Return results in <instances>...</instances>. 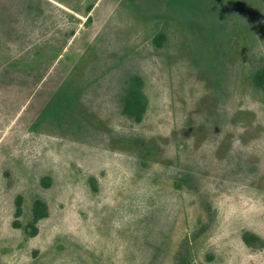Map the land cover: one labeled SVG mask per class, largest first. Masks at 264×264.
I'll return each instance as SVG.
<instances>
[{
	"label": "rangeland",
	"instance_id": "rangeland-1",
	"mask_svg": "<svg viewBox=\"0 0 264 264\" xmlns=\"http://www.w3.org/2000/svg\"><path fill=\"white\" fill-rule=\"evenodd\" d=\"M262 69L264 0H0V264H264Z\"/></svg>",
	"mask_w": 264,
	"mask_h": 264
},
{
	"label": "trees",
	"instance_id": "trees-1",
	"mask_svg": "<svg viewBox=\"0 0 264 264\" xmlns=\"http://www.w3.org/2000/svg\"><path fill=\"white\" fill-rule=\"evenodd\" d=\"M253 80L258 87L264 89V69L257 72L253 76ZM145 101V97L138 87L137 89H132L126 99L124 113L137 122L141 121L145 112ZM46 213L45 205L42 202L35 204L33 209V219L24 227L27 236L31 237L37 233L36 224L42 217L46 216ZM246 240H248V237H246Z\"/></svg>",
	"mask_w": 264,
	"mask_h": 264
}]
</instances>
